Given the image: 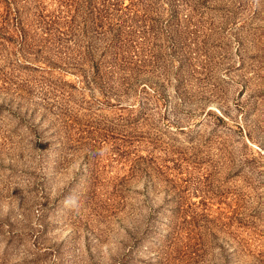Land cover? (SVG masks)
Segmentation results:
<instances>
[{
	"label": "rangeland",
	"instance_id": "rangeland-1",
	"mask_svg": "<svg viewBox=\"0 0 264 264\" xmlns=\"http://www.w3.org/2000/svg\"><path fill=\"white\" fill-rule=\"evenodd\" d=\"M0 264H264V0H0Z\"/></svg>",
	"mask_w": 264,
	"mask_h": 264
}]
</instances>
